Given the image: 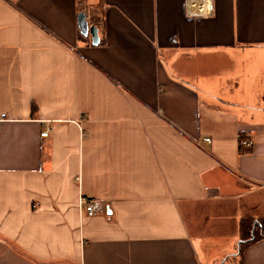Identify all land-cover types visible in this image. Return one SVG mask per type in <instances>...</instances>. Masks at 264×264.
Wrapping results in <instances>:
<instances>
[{
	"label": "crops",
	"instance_id": "1",
	"mask_svg": "<svg viewBox=\"0 0 264 264\" xmlns=\"http://www.w3.org/2000/svg\"><path fill=\"white\" fill-rule=\"evenodd\" d=\"M246 218L264 0H0V264H264Z\"/></svg>",
	"mask_w": 264,
	"mask_h": 264
},
{
	"label": "trees",
	"instance_id": "2",
	"mask_svg": "<svg viewBox=\"0 0 264 264\" xmlns=\"http://www.w3.org/2000/svg\"><path fill=\"white\" fill-rule=\"evenodd\" d=\"M239 235L238 252L241 253L250 243L264 238V218L242 220L239 226Z\"/></svg>",
	"mask_w": 264,
	"mask_h": 264
},
{
	"label": "built area",
	"instance_id": "3",
	"mask_svg": "<svg viewBox=\"0 0 264 264\" xmlns=\"http://www.w3.org/2000/svg\"><path fill=\"white\" fill-rule=\"evenodd\" d=\"M43 136L47 135V132L44 131L42 133ZM202 142H209L208 137H203ZM251 144V141L247 138H240L239 139V146L240 148L248 147ZM78 206L83 210L84 214L88 217H92L101 212V201L98 199H92L81 196L78 199Z\"/></svg>",
	"mask_w": 264,
	"mask_h": 264
},
{
	"label": "water",
	"instance_id": "4",
	"mask_svg": "<svg viewBox=\"0 0 264 264\" xmlns=\"http://www.w3.org/2000/svg\"><path fill=\"white\" fill-rule=\"evenodd\" d=\"M78 27L80 32L83 35L90 34L93 44H96L98 41L97 27L94 25H88L87 20L85 19V14L83 12L78 14Z\"/></svg>",
	"mask_w": 264,
	"mask_h": 264
}]
</instances>
